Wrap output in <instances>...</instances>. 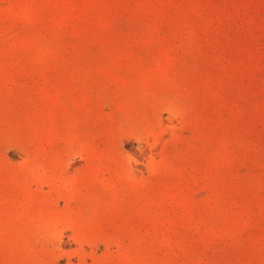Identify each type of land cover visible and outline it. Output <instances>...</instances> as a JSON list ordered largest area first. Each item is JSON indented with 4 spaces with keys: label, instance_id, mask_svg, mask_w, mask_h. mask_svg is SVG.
<instances>
[{
    "label": "rangeland",
    "instance_id": "1",
    "mask_svg": "<svg viewBox=\"0 0 264 264\" xmlns=\"http://www.w3.org/2000/svg\"><path fill=\"white\" fill-rule=\"evenodd\" d=\"M0 264H264V0H0Z\"/></svg>",
    "mask_w": 264,
    "mask_h": 264
}]
</instances>
